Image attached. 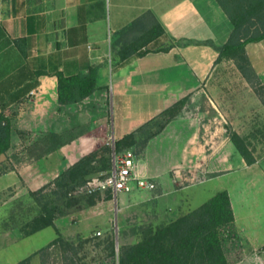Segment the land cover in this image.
Here are the masks:
<instances>
[{
    "label": "crops",
    "instance_id": "crops-1",
    "mask_svg": "<svg viewBox=\"0 0 264 264\" xmlns=\"http://www.w3.org/2000/svg\"><path fill=\"white\" fill-rule=\"evenodd\" d=\"M148 10L165 29L167 37L161 38L160 43L171 46L170 49L121 61L119 47H115L118 32ZM233 28L217 0H0V110L11 119L15 129L12 148L0 160L14 163L13 148L20 138L16 134L18 129L41 124L45 129L51 128L56 120L61 123L62 110L88 103L91 99L61 105L57 73L87 74L93 67L101 87L94 98L113 93L114 103L121 111L135 108L146 99L158 102L154 105L158 113L187 95L191 106L197 109H187L186 105L180 115L150 139L136 161L135 173L139 177L153 181L159 177L142 158L151 142L171 128L174 137L184 142L180 147L181 159L170 170L180 167L182 172L189 168L192 175L203 176L234 171L228 156L221 160L213 158L222 151L216 142H225L232 154L227 125L242 137V125L250 127L251 132H260L264 127V104L233 60L216 62L217 47L229 40ZM246 51L264 82V39L247 44ZM202 95L206 107L201 110L196 102ZM206 108L216 110L218 115L208 116ZM187 129V136H183ZM127 133L122 131L118 138ZM101 142L103 138L87 132L41 159L16 164L15 170L0 175V196L11 189L25 194L42 187ZM253 154L256 157L254 151ZM241 163L240 168L249 170L257 161L248 165L242 157ZM177 177L182 180L183 173ZM225 190L235 213L231 230L236 235L240 256L235 264H264V241L250 239L254 235L241 223L244 217L237 214L232 190ZM143 199L145 195L140 192L131 204L142 203ZM21 238L26 237L19 228L3 229L0 246Z\"/></svg>",
    "mask_w": 264,
    "mask_h": 264
},
{
    "label": "trees",
    "instance_id": "trees-1",
    "mask_svg": "<svg viewBox=\"0 0 264 264\" xmlns=\"http://www.w3.org/2000/svg\"><path fill=\"white\" fill-rule=\"evenodd\" d=\"M217 1L233 22L234 28L229 40L217 47L219 56L216 62L233 60L264 104V82L259 78L246 51L247 44L264 39V0ZM118 35L115 47H119L121 61L135 55L144 56L150 52L167 51L171 47L160 43V39H165L167 35L150 10L119 31ZM57 77L58 101L61 105L78 104L86 99H93L101 90V87H98L97 71L93 67L87 74L65 76L58 72ZM189 100L190 96L187 95L164 109L160 113V116L164 117L160 127L150 131L142 140L138 141L136 132L127 133L115 140L114 147L111 144L101 145L80 157L52 181L36 190H29L30 197L39 205L40 211L20 225L23 236H30L51 226L55 228L57 237L17 264H32L36 255L41 264H86L82 253L87 243L98 236L67 239L57 227L56 220L77 209L96 205L101 199V191L88 193L83 190L91 176L103 171L107 174L102 179L107 177L112 168L114 152L121 153L136 144L138 148L135 153L141 154L150 139L182 113ZM75 127L82 126L75 124L70 130L63 132L49 130L42 133L27 146L25 162L41 159L87 132L80 128L72 133ZM227 130L247 164H254L257 159L246 140L231 126H227ZM14 132L11 119L0 110V157L12 148ZM14 158L16 163L0 160V175L15 170V165L23 162L19 155ZM113 197L112 188H107L105 198ZM234 222L235 213L230 194L227 190L219 191L199 207L170 222L159 226L141 225L138 228L139 240L132 244H123L119 248V264H230L224 244L227 239L235 237L231 230ZM105 241L108 250L115 256L113 236L109 235Z\"/></svg>",
    "mask_w": 264,
    "mask_h": 264
},
{
    "label": "rangeland",
    "instance_id": "rangeland-1",
    "mask_svg": "<svg viewBox=\"0 0 264 264\" xmlns=\"http://www.w3.org/2000/svg\"><path fill=\"white\" fill-rule=\"evenodd\" d=\"M252 53L255 55L257 51H252ZM190 100L186 104V108L197 111L195 107L191 106ZM155 104L158 102L145 99V101L139 102L135 108L121 111L114 103L113 93H109L107 97L97 96L86 104L62 110L64 116L61 123L56 120L51 128L45 129V126L41 124L31 126L33 128L30 129H18L22 133L20 131L16 133L20 138L14 144L13 157L21 152L20 160L25 162L27 146L42 133L49 130L63 132L70 130L75 124H80L82 126L80 128H84L83 130L95 138H103L100 146L103 144L112 145L122 131L136 132L137 139L140 141L150 131L158 129L164 120V117L160 116L162 111L156 112L159 110L154 108ZM196 104L201 110L204 109L206 107L205 95L198 98ZM206 110L208 111L207 115L212 118L218 115L214 109L206 108ZM122 112L124 116L121 115ZM155 113L157 114L153 116ZM80 128L75 127L72 133L77 132ZM242 128L244 129V139L256 154L257 164L253 169L239 167L242 164V156L234 143L231 145L233 153L229 154L225 142L218 140L216 143L222 147V151L216 156L213 155V158L221 160L228 156L230 164L235 170L227 174L203 176L202 174L192 175L189 168H185L181 172L183 179L179 180L176 172L180 167H175L172 170L170 167L181 159L180 147L184 140H177V137H174V130L171 128L166 133L167 135L157 137L151 142L146 156L142 158V162H146L150 168L159 173V177L154 179L157 184L155 190H140L135 186L132 191L119 192L116 196L114 194L111 199L105 198L106 190H103L101 199L96 205L77 209L67 216L58 218L56 220L57 227L62 235L70 240H76L78 236H98L87 243L86 249L82 253L86 264H119V248L123 244H132L139 240L138 228L141 225L159 226L165 224L174 219L176 215H183L199 207L219 191L230 188L237 214L239 217L243 214L244 217L241 223L246 226L248 233L254 235V237L250 236V239L264 241V127H261V131L257 133L251 132V128L248 126L242 125ZM187 133L188 129L185 130L183 136H187ZM137 148L138 145L135 144L131 150L136 152ZM207 148L210 146L207 145ZM207 151L210 152V150ZM143 152L136 153L137 159ZM13 161L17 162L15 158ZM106 174L103 171H98L91 176V179L101 180ZM184 186L186 187L180 188ZM168 191L176 193L173 195ZM140 192L145 195L146 199L141 200L142 203L131 204ZM16 193V190L11 189L0 196V231L15 227L20 229L22 223L40 211L39 205L30 197L29 193L24 194L23 191L19 194ZM161 193L164 195L159 196ZM107 200L110 202L107 203ZM125 205L127 206L125 207ZM99 231L101 234H98ZM109 235L113 236L115 256H112L105 241ZM56 237L55 228L50 226L32 236L5 241L0 246V264H16L46 246ZM224 247L230 264H235L240 259L236 250V235L232 239H227ZM261 250L262 248L258 249V251ZM32 264H41L37 255L33 257Z\"/></svg>",
    "mask_w": 264,
    "mask_h": 264
},
{
    "label": "built area",
    "instance_id": "built-area-1",
    "mask_svg": "<svg viewBox=\"0 0 264 264\" xmlns=\"http://www.w3.org/2000/svg\"><path fill=\"white\" fill-rule=\"evenodd\" d=\"M114 142L112 146L114 147ZM137 161V155L135 151L128 149L121 153H113L112 168L106 178L97 180L90 179L83 187L88 193H92L96 190H106L112 188L115 196L119 192H130L136 186L141 190H154L156 189V183L146 177H139L135 173V166ZM181 170L178 169L176 175H180ZM98 234H101L99 231Z\"/></svg>",
    "mask_w": 264,
    "mask_h": 264
},
{
    "label": "water",
    "instance_id": "water-1",
    "mask_svg": "<svg viewBox=\"0 0 264 264\" xmlns=\"http://www.w3.org/2000/svg\"><path fill=\"white\" fill-rule=\"evenodd\" d=\"M117 227V226H116Z\"/></svg>",
    "mask_w": 264,
    "mask_h": 264
}]
</instances>
